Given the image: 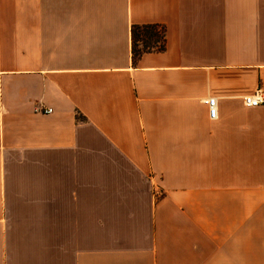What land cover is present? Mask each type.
<instances>
[{"label":"crops","instance_id":"obj_1","mask_svg":"<svg viewBox=\"0 0 264 264\" xmlns=\"http://www.w3.org/2000/svg\"><path fill=\"white\" fill-rule=\"evenodd\" d=\"M259 89L264 0H0V264H264Z\"/></svg>","mask_w":264,"mask_h":264},{"label":"trees","instance_id":"obj_2","mask_svg":"<svg viewBox=\"0 0 264 264\" xmlns=\"http://www.w3.org/2000/svg\"><path fill=\"white\" fill-rule=\"evenodd\" d=\"M133 58L148 52L165 50V29L159 25L132 27Z\"/></svg>","mask_w":264,"mask_h":264},{"label":"built area","instance_id":"obj_3","mask_svg":"<svg viewBox=\"0 0 264 264\" xmlns=\"http://www.w3.org/2000/svg\"><path fill=\"white\" fill-rule=\"evenodd\" d=\"M243 102L248 107H259L261 105H264V92L259 89L254 95L245 96L243 98ZM208 107H209V114L211 119H215L217 115V109H216V99L210 98L207 101ZM52 111L49 109L45 111V113H51Z\"/></svg>","mask_w":264,"mask_h":264}]
</instances>
